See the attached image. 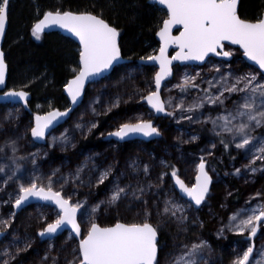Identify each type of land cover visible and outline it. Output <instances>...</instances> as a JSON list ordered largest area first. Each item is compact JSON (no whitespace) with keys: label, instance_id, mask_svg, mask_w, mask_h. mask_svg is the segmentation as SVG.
Returning <instances> with one entry per match:
<instances>
[{"label":"rangeland","instance_id":"rangeland-1","mask_svg":"<svg viewBox=\"0 0 264 264\" xmlns=\"http://www.w3.org/2000/svg\"><path fill=\"white\" fill-rule=\"evenodd\" d=\"M227 51L232 52L233 59L231 62L209 59L205 65H187L176 69L174 78L165 85L163 96L165 107L168 112H175V115H168L166 118L156 119L146 104L143 103L142 96H147L149 92L154 91V75L148 79L144 76L141 64L125 65L114 76L107 77L100 82H94L87 96L83 98L79 107L71 113L69 120L52 131L47 136L43 144H38L32 138L30 129L34 127L35 116L44 115L55 110L53 103L49 99H36L32 104L30 114L21 105H1L0 106V167L4 170L0 172V220L10 218V213H15L14 198L19 193V184H27L30 179L39 177L37 181L41 184L48 183V177H51L54 190H61L65 195H71L73 202L77 199L84 200L87 197L89 204L98 203L100 200H107L113 185L117 181L120 186L131 185L127 197L122 198L115 204H101L100 210L91 216L83 215L88 209V204L80 210L78 221L83 229V236L86 235L87 229L91 222L101 223L107 219L115 222H142L144 209L147 208L151 213L149 222L154 225L159 224L161 233H169L174 237L169 246L162 245L160 251L159 264H171L172 255L178 253L183 244L199 243L201 240L207 241L210 247L205 248L198 257V264H233L237 253L254 243L255 251L250 264H264V226H262L255 239L249 237L248 232L240 234L235 231L231 224V217L235 212L243 209H258L264 205V161L257 160L253 167L258 170L251 172L245 167L251 161L253 154L248 148L237 149L235 143L230 144L225 149L220 143V136L213 131V125L207 117L210 115L215 118L219 113L224 112V108L229 109L233 106V100L237 99V93H225L230 97L225 100L224 106L219 104L213 105L205 102L204 107L195 109L192 113H187L183 109L176 107L183 100L185 108L205 93L202 89H207L208 84L205 81L218 78L221 74L233 72L240 75L253 72L260 75V71L249 65L242 57L239 50L230 48ZM215 66H219V73ZM124 66V65H123ZM187 73L189 76H196L199 73L195 83L198 88L189 87L186 91L181 92L177 84L183 83V77ZM231 82V80H230ZM11 90H24L21 87H9ZM212 91L218 94L214 87ZM121 97L119 107L112 111H106L107 106L117 97ZM131 97V98H130ZM97 98H99L97 102ZM171 98V104L168 103ZM96 108V112L92 108ZM124 109L121 115L118 112ZM192 115L191 121L180 119V115ZM111 116L108 123L99 130L104 117ZM139 120L155 121L156 127L161 131L162 138L155 140L153 146L136 147L135 151L126 155L123 159L114 162V155L108 154L112 146H108L101 152H89L81 154L78 161L73 160L71 152L75 151L79 142L87 137L96 134L98 138L107 140L108 134L115 132L123 123H136ZM205 121V123L197 122ZM95 122L96 128L91 124ZM77 124L83 127H77ZM114 128V129H113ZM218 131V129H217ZM257 136L264 134V128H259L255 133ZM196 136L198 139L192 140ZM53 137H56L55 142ZM64 137L65 139H61ZM226 139H231L230 135L225 133ZM16 141L17 152L14 154L11 148V141ZM136 141V140H135ZM145 143L144 141L137 140ZM7 142L8 146H5ZM132 142V141H130ZM236 142H239L238 140ZM215 143L216 147L211 145ZM255 144V141H253ZM220 145H222L220 147ZM231 150L232 155L227 158V151ZM211 152L212 155H208ZM32 153H38L36 163H32ZM15 155L16 159L13 160ZM24 157V159H20ZM207 161L208 172L213 178V187L209 197L200 209H196L189 201L182 198L175 189L174 181L171 178L172 166L178 169V175L185 181L189 187L195 184V177L198 173V165L201 158ZM135 162L136 167L132 164ZM87 163L80 174V180L68 179L70 174H75L77 168ZM19 164L21 167L16 168ZM144 165L148 166V172H144ZM112 167V173L98 186H89V180L95 183V178L101 171ZM239 168L240 173L236 174L235 169ZM56 175L52 173L56 170ZM162 172H167L163 182L158 181ZM11 177V179H9ZM67 179V182H64ZM5 181L7 183L5 184ZM81 181H84L81 184ZM151 184L138 200L131 195V189L137 185L147 187ZM157 184L159 186L157 187ZM105 186L103 191L100 188ZM261 193L257 196V193ZM230 193V194H229ZM237 194L239 197H237ZM236 197L235 200L233 197ZM168 198H174L180 204L185 205L188 220L186 231H180L175 222L166 218L161 222V217L157 215V209L161 212L164 207V201ZM234 199V200H232ZM142 200H147L145 205ZM7 201V203H4ZM57 209L48 205H32L25 208L22 212L16 214L11 219V226L5 228L0 224V230L5 233V238L0 244V262L9 260V264H22L20 257L26 251L16 254L17 247L23 248L26 242L31 243V248H37L39 243L44 245L39 248V259L34 264H65V258H72V249L77 247L78 240L73 236L69 239V233L65 232L61 236L49 239L43 242L39 233L46 227L47 223L53 222L57 216ZM250 214V213H249ZM202 222V226L201 223ZM208 223V227H206ZM231 223H239V220ZM228 225V227H225ZM264 225V224H263ZM224 228L223 234L219 230ZM56 241L57 238H60ZM83 238V237H82ZM213 238L216 242L223 243L222 248L217 249L210 241ZM232 238L234 241L228 243ZM7 249L13 255L15 260H11L3 253ZM48 254V260L44 261L43 257ZM31 264V263H29Z\"/></svg>","mask_w":264,"mask_h":264},{"label":"snow or ice","instance_id":"snow-or-ice-1","mask_svg":"<svg viewBox=\"0 0 264 264\" xmlns=\"http://www.w3.org/2000/svg\"><path fill=\"white\" fill-rule=\"evenodd\" d=\"M161 5H166L168 11V18L163 21V27L159 31V36L163 41V47L160 48L159 55H151L143 57L142 59L150 61H158L160 71L155 74L154 83L155 90L148 93L147 96H142V99L147 100L148 104L156 110V112H167L168 115H175V112H168L165 107V101L160 97V87L162 80L171 75L173 60L178 61H201L203 62L210 53L217 56L230 57L231 51L223 50L224 42L228 41L231 44L239 45L244 50V55L249 60L254 61L259 65L260 69H264V14L255 20L243 18L241 15L242 0H158ZM9 18V0H0V40L5 36L6 25ZM51 25H58L63 29L78 37L82 48L79 52V61L81 67L76 71V75L66 85L67 92L71 96V101L76 104L78 98L83 94L84 85L90 77H95L105 70L113 67V64L121 59L120 50V30L113 26L106 19L103 18V10L99 14L83 11H47L43 19L38 21L32 30V34L39 38L44 28ZM175 25H182L183 30L179 35L172 34V28ZM170 44H175L179 51L175 56L169 58L167 56V49ZM219 73V66H215ZM8 65L5 61V53L0 49V85L5 83L6 72ZM199 73L196 76H189L185 73L183 83L177 84L181 92L186 91L189 87L198 88L199 85L195 83ZM205 81L208 84L207 89H202L205 93L203 97L197 98L185 108L183 100L176 105V107L183 109L187 113L194 112L195 109L204 107L205 102L209 104H219L224 106L225 100L230 97L225 96V93H237V99L233 100L231 109L225 107L224 112L219 113L215 118L208 116L213 125V131L217 136H220V143L227 149L230 144L235 143L237 149L248 148L249 152L254 149L251 161L245 167L249 168L251 172H256L258 169L253 167L257 160L264 161V134L257 136L256 130L264 128V73L258 76L253 72L244 74H234L228 72L221 74L218 78ZM231 80V82H230ZM216 88L218 94L212 91ZM29 93L26 91L12 90L5 93V96L19 97L27 101ZM131 98V97H130ZM99 98H97L98 102ZM121 97L117 96L106 108L110 112L113 108L119 107ZM171 104V98L168 101ZM71 109H66L64 112L55 109L45 116L37 115L35 120V127L30 129L31 135L36 138H44L46 130L54 120L59 117H65ZM92 111L95 113L96 108ZM180 119L191 121L192 115H180ZM205 121L197 120V122L205 123ZM77 127H83L77 124ZM97 124L93 122L89 131L96 128ZM218 129V131H217ZM130 133H143L146 136L159 135L160 130L153 126L152 122L139 120L136 123H123L114 133L120 139H124ZM230 135L231 139H226L224 134ZM61 139H65L62 137ZM192 140L198 137H191ZM56 137H53L55 142ZM239 142H236V141ZM255 141V144L253 143ZM7 142H6V145ZM212 148L216 145L213 143ZM12 152H17L16 141H11ZM3 149L0 148V151ZM32 163H36L38 153H32ZM208 155H212L208 152ZM16 157L13 156L15 161ZM24 159V157H20ZM21 166L16 165L19 169ZM87 163L77 168L75 174H70L68 179L80 180V174ZM132 167L136 164L133 162ZM4 169L0 167V172ZM58 169L52 173L56 175ZM144 172H148V166L144 165ZM236 174L240 173V169H235ZM112 173V167L104 169L95 178L93 184L89 180V186H98ZM167 172H162L157 178L160 183L163 182L164 176ZM171 177L175 178V184L179 186L182 193L194 201L196 206L205 202L208 198L210 185L212 183V176L207 170V161L201 158L198 165V174L195 177V184L191 187L187 185L184 180L178 175V169L172 166ZM11 179V177H9ZM39 177H34L29 180L27 184H19V193L14 198V206L19 209L23 204L28 202L30 198H38L44 201L53 202L58 208L56 219L53 222L47 223L46 227L41 229L39 235L41 237L48 235L52 236L65 226H70L71 232L69 239L81 236V224L77 219V214L86 204L88 209L83 215L91 216L100 210L101 204H115L122 198L127 197L128 190L131 185L120 186L117 181L113 182L110 195L107 200H100L98 203L89 204L87 197L84 200L77 199L73 202L71 195H65L61 190H54L52 179L48 177L47 184H41L37 181ZM64 182H67L65 179ZM7 181H5V184ZM84 181H81L83 184ZM159 184H157V187ZM152 187L151 184L147 187L137 185L131 189V195L140 200L145 192ZM230 194V193H229ZM260 196L261 193H257ZM4 203H7L5 201ZM143 204H147V200H142ZM191 207V203L187 205ZM250 213V214H249ZM152 213L145 208L142 222L125 223L117 221L112 226L102 227L100 224L91 222L86 235L79 239L77 247L72 249V258H65V264H159L158 253L162 250V243L160 237V225L149 222ZM157 215L161 217V222L166 218L177 224L180 231H186V209L184 204H180L174 198H168L164 201L162 212L157 209ZM15 213H10V218L0 220V224L5 228L11 226V219H14ZM239 220V223H231ZM264 221V205L258 209H243L235 212L230 224L232 228L244 234L248 232L250 238L256 237L257 232ZM201 226H202V222ZM225 227H228L226 225ZM224 228L219 230L220 235L223 234ZM0 230V235H3ZM31 247V243L26 242L23 248L17 247L15 252L19 254L27 251ZM210 247L207 241L201 240L199 243L183 244L178 253L171 254V264H198V257L201 252ZM254 244L249 245L242 253H237L233 264H249L250 257L253 254ZM5 256L11 260L16 259V255L10 253L5 249ZM264 257V252L261 253ZM44 261L48 260V254L43 257ZM0 264H9V260H3ZM53 264H56V259H53ZM260 264V261H256Z\"/></svg>","mask_w":264,"mask_h":264},{"label":"trees","instance_id":"trees-1","mask_svg":"<svg viewBox=\"0 0 264 264\" xmlns=\"http://www.w3.org/2000/svg\"><path fill=\"white\" fill-rule=\"evenodd\" d=\"M149 1L11 0L9 26L4 43L6 61L9 67L8 87H21L31 92L33 99L30 103V109L26 113L30 114L33 102L39 98L51 100L54 109H68L70 104L64 94L65 86L77 74L74 69L78 70L80 68V47L74 41L62 36L60 33L44 34L40 35L39 38L32 34L34 25L47 11H89L99 14L103 10V18L120 30V49L123 57L133 60L129 65L137 66L138 61L143 57L157 53L159 43L156 40V34L160 30L163 21L168 17L164 10L157 5L150 4ZM240 11L243 18L255 20L264 13V0H242ZM124 67L125 65L117 67L111 76L117 74ZM141 68L144 76L152 80L155 68L143 65ZM89 88L86 89L84 98L87 96ZM123 112L124 109H121L118 115ZM111 117L112 115L104 117L99 130L108 123ZM154 143L155 141L145 143L139 141L109 142L93 134L80 141L76 150L71 152L69 157L78 161L81 154L101 152L110 145L112 149L108 154L114 155V162L117 164L118 159L121 160L135 151L136 147L143 145L144 147H150ZM226 151L227 158L233 156L231 150ZM104 188L105 186L101 187L100 191H103ZM237 197H239L238 194ZM114 223L116 222L112 219H107L99 224L104 227L112 226ZM206 227H208V223H206ZM173 237L170 232H160L159 240L162 245L169 246ZM59 239L61 237L57 238L56 241ZM234 240L235 238H232L228 243ZM210 241L214 243L217 249L225 246L221 242L214 241L213 238H210ZM43 245V243H39L37 248H31L21 255L22 264L37 263L40 258L38 247Z\"/></svg>","mask_w":264,"mask_h":264},{"label":"water","instance_id":"water-1","mask_svg":"<svg viewBox=\"0 0 264 264\" xmlns=\"http://www.w3.org/2000/svg\"><path fill=\"white\" fill-rule=\"evenodd\" d=\"M10 1L11 0H9V11H10ZM149 3L152 4V5H157L159 8H161L162 10H164L167 13V15H168V11H167L166 5L159 4L158 3V0H150ZM42 19H43V17L40 20H42ZM8 26H9V18H8V23L6 25L5 36H4V38L2 40H0V49H2L3 51H4V43H5L7 31H8ZM162 27H163V23H162L161 28ZM182 30H183V26L182 25H175L172 28V34L174 36L179 35V32L182 31ZM159 31L156 34V40L159 43V49H158V51H157V53L155 55H159L160 48L163 47V41L161 40V38L159 36ZM49 33H60L62 36H64V37H66V38L74 41L80 47V50L82 48V45L80 44L78 37H76L74 34L70 33L66 29L61 28L58 25H51V26L45 27L44 28V31L40 35L49 34ZM120 40H121V38L119 39V43H120ZM224 45H225V47H224L223 50L227 51V49H230V48L239 50L241 52V54H242L243 59L249 65L257 68L261 73H264V69H260L259 68V65H257L254 61L249 60L248 57L244 55V50L239 45L231 44V42H228V41H225L224 42ZM178 51H179V48L175 44H170L169 47H168V49H167V56L169 58H171V57L175 56ZM4 53H5V51H4ZM211 58H215V59H218V60H224L226 62H231L232 59H233V56L231 55L230 57H224V56H217L214 53H210L209 56L203 62H201V61H178V60H173V62H172V73H171V75L166 76L162 80V82H161V87H160V90H159L160 91V97H161V99L164 100L163 99V95H162L164 86H165L166 83L170 82L174 78L175 68L176 67H184V66H187V65H199V66H203ZM5 61H6V56H5ZM132 62H133L132 59L123 57L122 52H121V59L119 61L115 62L113 64V67L112 68H110L108 70H105L101 74H99V75H97L95 77H90L88 79V81L84 85L83 94L78 98L76 104H73L72 103L71 96L68 94L67 88L65 86L64 94L67 97L68 102L70 104V107L68 109H71V111L68 112V115L67 116H65V117H59L56 120H54L52 122V124L49 125V128L46 130V134H45V137L44 138H36V137H33L32 136V138L35 140V142H37L38 144H43L45 142L47 136H49L52 131L56 130L57 128H59L60 126H62L63 124H65L69 120V118H70L71 113L73 112V110H75L81 104V102H82V100L84 98V93H85L86 89L89 88L94 82H98V81H101V80L109 77L114 72V70L117 67L123 66V65H129ZM6 63H7V61H6ZM138 63L141 64V65H144V66H153V67H156V69H157L156 73L160 71V66H159V62L158 61H150V60H146V59H140L138 61ZM7 65H8V63H7ZM80 67H81V65H80ZM8 76H9V67L7 69V72H6L5 83L3 85H0V106L1 105H9V104L21 105L24 108V110H26V111L29 110L30 109V103L32 102V99H33L31 92H29L27 90H23V91H26V92L29 93L26 102H25L24 99L19 98V97H9V96H5V93H7L9 91H12L11 89H8L9 88L8 87ZM16 91H21V90H16ZM143 103L146 104V106L148 107V109L150 111L154 112V114H155L156 117L164 116L167 113V112H156V110L154 108H152V106L150 104H148L147 100H145V99L143 100ZM59 111H61V110H59ZM64 111L65 110H63L61 112H64ZM46 114L40 115V116H45ZM35 118H36V116H35ZM151 122H152L153 126H155V122L154 121H151ZM35 123H36V120H34V125H35ZM160 137H161V134H159V135H155L154 134L152 136H146L143 133H130L124 139H120L119 137H116L114 135H111V136L108 135L107 140H115L118 143H126V142H130V141H135V140L136 141L137 140H141V141H145V142H150V141L158 140ZM209 175H210V173H209ZM171 178L174 181V185H175L176 191L179 193V195L182 198H184L185 200H187L190 203H192L193 206L196 209H200L203 206V204L205 202L203 204L199 205V206H196L194 204V201H191V199L189 197H187L186 194H184V193L181 192L179 186L175 184V178H173V177H171ZM212 186H213V178H212V183L210 185L209 195H210V193L212 191ZM209 195H208V197H209ZM37 204L48 205V206H50L52 208L57 209V211H59L58 208L56 207V205L53 202H51V201H44V200H41V199H38V198H30V200L28 202H26L25 204H23L21 206V208L17 209L14 206L15 213L18 214V213L22 212L25 208H27L29 206H32V205H37ZM79 214H80V212L77 214V219H79ZM261 223L263 225L264 224V221H262ZM65 232H71L70 226H65L61 230H58V232L56 234L52 235V236L45 235V236L41 237L39 235V237H40V239L43 242H46L49 239H52V238H56L58 236H61ZM258 232H257V234H258ZM73 236H74V234H73ZM4 237H5V233L3 235H0V244H1V242H2V240H3ZM82 237H83V229L81 227V236L80 237H75V238L79 241V239H81ZM159 239H160V237H159ZM254 239H255V237L253 238V240ZM254 251H255V246H254L253 254L250 257L249 264L251 263V261L253 259ZM159 255H160V252L158 253V260H159Z\"/></svg>","mask_w":264,"mask_h":264},{"label":"flooded vegetation","instance_id":"flooded-vegetation-1","mask_svg":"<svg viewBox=\"0 0 264 264\" xmlns=\"http://www.w3.org/2000/svg\"><path fill=\"white\" fill-rule=\"evenodd\" d=\"M237 50V49H236ZM144 66V65H143ZM153 67V66H152ZM155 68V72L157 71V69H156V67H154ZM179 68H181V67H176L175 68V72H176V69H179ZM156 74V73H155ZM174 76H175V74H174ZM154 77H155V75H154ZM167 84V83H166ZM165 84V85H166ZM164 88H165V86H164ZM154 90H155V84H154ZM163 92H164V89H163ZM162 95H163V93H162ZM163 99H164V96H163ZM61 111H63V110H61ZM152 112V111H151ZM154 113V112H153ZM168 116V114L166 113V115H164V116H161V117H156L155 116V114H154V117L156 118V119H162V118H166ZM155 122V121H154ZM156 122H155V127H156ZM160 134H161V137L159 138V139H161L162 138V133H161V131H160ZM158 139V140H159ZM145 142V141H144ZM207 169H208V165H207ZM213 187V186H212ZM254 256V255H253Z\"/></svg>","mask_w":264,"mask_h":264}]
</instances>
